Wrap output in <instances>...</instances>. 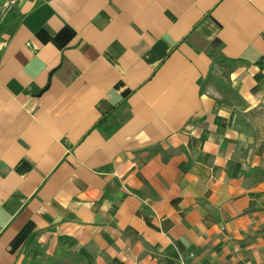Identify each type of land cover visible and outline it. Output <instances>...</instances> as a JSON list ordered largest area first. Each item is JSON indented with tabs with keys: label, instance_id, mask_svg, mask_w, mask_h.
Instances as JSON below:
<instances>
[{
	"label": "crops",
	"instance_id": "crops-1",
	"mask_svg": "<svg viewBox=\"0 0 264 264\" xmlns=\"http://www.w3.org/2000/svg\"><path fill=\"white\" fill-rule=\"evenodd\" d=\"M0 264H262L264 0H0Z\"/></svg>",
	"mask_w": 264,
	"mask_h": 264
},
{
	"label": "trees",
	"instance_id": "trees-1",
	"mask_svg": "<svg viewBox=\"0 0 264 264\" xmlns=\"http://www.w3.org/2000/svg\"><path fill=\"white\" fill-rule=\"evenodd\" d=\"M17 17L18 13L13 7L9 8L7 14L0 20V35L6 34L10 36L13 33Z\"/></svg>",
	"mask_w": 264,
	"mask_h": 264
},
{
	"label": "built area",
	"instance_id": "built-area-1",
	"mask_svg": "<svg viewBox=\"0 0 264 264\" xmlns=\"http://www.w3.org/2000/svg\"><path fill=\"white\" fill-rule=\"evenodd\" d=\"M262 264H264V261L262 262Z\"/></svg>",
	"mask_w": 264,
	"mask_h": 264
},
{
	"label": "water",
	"instance_id": "water-1",
	"mask_svg": "<svg viewBox=\"0 0 264 264\" xmlns=\"http://www.w3.org/2000/svg\"><path fill=\"white\" fill-rule=\"evenodd\" d=\"M11 1H13V0H11Z\"/></svg>",
	"mask_w": 264,
	"mask_h": 264
}]
</instances>
